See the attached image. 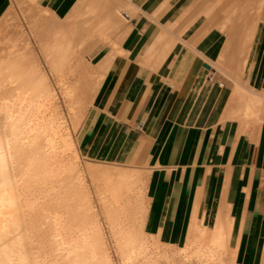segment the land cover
I'll return each mask as SVG.
<instances>
[{
	"label": "crops",
	"instance_id": "0c3cea01",
	"mask_svg": "<svg viewBox=\"0 0 264 264\" xmlns=\"http://www.w3.org/2000/svg\"><path fill=\"white\" fill-rule=\"evenodd\" d=\"M27 2L100 76L73 136L79 158L146 173L157 242L181 249L205 230L226 249L211 264H264V1L249 55L221 31L235 0ZM221 54L247 69L241 93L219 76Z\"/></svg>",
	"mask_w": 264,
	"mask_h": 264
},
{
	"label": "rangeland",
	"instance_id": "374dc122",
	"mask_svg": "<svg viewBox=\"0 0 264 264\" xmlns=\"http://www.w3.org/2000/svg\"><path fill=\"white\" fill-rule=\"evenodd\" d=\"M27 1L12 0L9 10L13 12V17L9 18L6 14L0 18V103L15 104V109L24 110L25 106L32 102L37 107L34 106L35 108L32 109L35 112L37 110V122L52 118V132H54L52 136L56 134V138L53 137V147L55 146L54 152L57 156L55 167L57 178L51 181L52 189L48 187L49 196L43 197L38 188L31 187L28 188L29 190L20 191L25 193L21 197V204L22 208L24 207L26 219L24 224H21L22 242L9 244L12 247L9 252L12 261L10 264L21 262L18 254L23 250L22 255L26 256L28 264H52L51 224L54 218L61 214L68 217L69 223L75 226L83 222L88 239L93 241V244L97 242L95 252L104 257L109 264H126V248L133 251L132 264H211L215 262L211 260V253L213 252L212 254L216 256L215 253L222 249L214 246L213 243L204 242L208 234L205 230H201L202 234H198L199 239H195L194 243L181 249L163 245L152 237L146 221L147 209L144 200L146 173L143 170L100 162L90 164L79 158L74 147L73 136L98 88L100 76L80 51L81 46H76L74 42L72 48L69 44L63 43L59 47L60 51H45V47L47 49L57 41V37L52 35L59 30L60 25L51 21L45 13L35 9ZM263 1L235 0L237 5L230 19L226 20L224 27L221 28L226 38L231 35L237 40L245 41L248 55L255 42ZM52 38L53 42L50 43ZM90 39L92 38L88 37L87 40ZM60 54H63L64 58L58 61V64L57 58ZM243 55L245 54L240 53L239 59ZM218 62L225 65L224 71L217 70L219 76L234 81L235 93H241L239 82H242L246 76L245 66L242 67L240 62H234L223 54L219 56ZM14 72L18 75H10ZM40 77H43L45 81L43 85L49 92L47 96L43 87L38 88ZM253 114V111H250V115ZM1 124L0 120V126ZM69 142L72 143V149L67 146ZM90 165L105 170L129 173L132 176L126 182L129 187H127L126 199L124 198L131 207V225L124 219L118 222L120 225H115L109 219L102 205V196L106 194L105 183L88 174L87 168ZM24 200L29 204H25ZM72 213L76 215L72 216ZM129 226L132 228L129 229ZM73 232V240L70 239L72 241L68 242L76 245L79 239V242L82 240L79 235L81 232L77 230ZM128 232H130V238L135 241L133 246L127 245ZM213 239L216 240V238ZM222 251L225 252L226 249ZM218 253L220 255L221 252Z\"/></svg>",
	"mask_w": 264,
	"mask_h": 264
},
{
	"label": "bare ground",
	"instance_id": "6f19581e",
	"mask_svg": "<svg viewBox=\"0 0 264 264\" xmlns=\"http://www.w3.org/2000/svg\"><path fill=\"white\" fill-rule=\"evenodd\" d=\"M8 17H13L12 11H9ZM56 39L57 41L54 42L55 44L52 43V40L50 42L52 45L47 49L45 47V51H60L59 47L63 43H67L66 37L64 36H58ZM63 58V54H60L59 58H57V62H60V60ZM10 75L17 76L18 73L14 72ZM44 82L45 81L43 77H40L38 82V85L40 86H38V88L41 89L43 87L45 96H47L49 92L43 85ZM14 105L15 104H8V102L0 103V120L2 122L0 126V264H10L11 260L9 257V252L11 251L12 247H10L9 244H19L22 242L23 234L21 232V224H24V219L26 218L23 211L24 207L22 208L21 204V197L22 195L24 196L25 193L23 194V192L20 191L31 187L32 189L38 188L39 193L42 194L43 197L49 196L50 194L48 187L50 186L51 190L53 185L51 181L53 178H57V174H55L57 156L54 152L55 146L53 147V137L56 138V134L52 136V133H54L52 132V118L45 120L41 119L40 122H37V110L36 112L35 110H32L35 106L32 104V102H29L25 106L26 109L24 108V110L21 108L15 109ZM67 146L71 148L72 143L69 142ZM87 169L88 174L91 177L102 180L105 183L106 194L102 196V205L103 210L108 215L109 219L115 225L119 224L118 222H121L123 219L131 225V207H129V202L125 201V197L127 187H129L126 185V182H128L127 180H130V177L132 176L129 173L105 170L95 167L94 165H90ZM24 202L25 204H29L28 201L24 200ZM74 215L72 213V216ZM77 217L76 219H78ZM80 217L81 216H79V219ZM31 227H33V225ZM51 227L53 235V240L50 242L53 246L50 250L53 253L52 264H109L104 257L99 256L95 252V244L97 242L93 244V241L88 239V235L86 236L85 233L83 222L80 225L78 224L75 226L69 223L68 217H64L61 214L59 217L54 218ZM130 227L131 226H129V229ZM73 230H77L79 233L81 232L79 235L81 236L82 240L79 242V239L76 245H73V242H68L70 239H72V233H74ZM67 231L68 234H66ZM198 233H201V230H198ZM77 239L78 238H76V240ZM127 239V245L133 246L135 241L130 238V232L127 234ZM22 252L20 251L18 254L19 260L21 259L20 263L28 264L26 261L27 258L26 256L22 255ZM125 252V263L132 264L131 253L133 251H131L130 248H126ZM21 255L24 258L21 257Z\"/></svg>",
	"mask_w": 264,
	"mask_h": 264
}]
</instances>
